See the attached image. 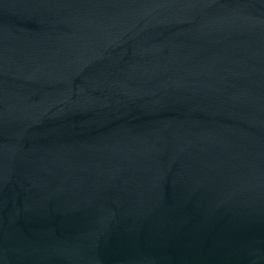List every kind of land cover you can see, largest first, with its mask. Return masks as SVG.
Masks as SVG:
<instances>
[{
	"label": "water",
	"instance_id": "95a60500",
	"mask_svg": "<svg viewBox=\"0 0 264 264\" xmlns=\"http://www.w3.org/2000/svg\"><path fill=\"white\" fill-rule=\"evenodd\" d=\"M0 264H264V0H0Z\"/></svg>",
	"mask_w": 264,
	"mask_h": 264
}]
</instances>
